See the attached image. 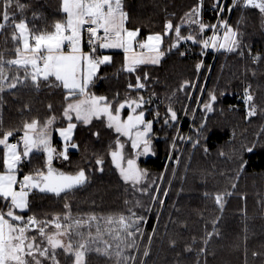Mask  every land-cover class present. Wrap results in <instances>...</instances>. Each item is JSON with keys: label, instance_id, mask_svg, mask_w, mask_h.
Here are the masks:
<instances>
[{"label": "trees", "instance_id": "obj_1", "mask_svg": "<svg viewBox=\"0 0 264 264\" xmlns=\"http://www.w3.org/2000/svg\"><path fill=\"white\" fill-rule=\"evenodd\" d=\"M231 1H224L225 13ZM19 3L24 5L23 9L17 8L16 0H13L9 15L14 17L15 23L24 20L30 29L53 31L55 23L65 19L61 0H19ZM197 4L198 0H122L123 10L127 13L125 25L129 29H139L138 39L163 33L169 21L179 25L181 34L187 36L188 28L182 22L185 14ZM216 4L217 0L201 2L200 15L208 24L216 18ZM240 12V21L243 20L237 26L240 47L236 51H229L228 54L225 50L212 51L203 57L200 43L191 41L188 46L181 42L177 48L167 51L170 39L176 37L172 32L164 37L161 48L166 54L158 65L144 64L138 66L134 73L125 72L124 54L114 52L110 55L111 63L100 66L87 89L90 95L107 97L115 108L131 94L129 84L135 85L136 77H141L145 87L136 92L147 97L142 111L146 120L153 121L149 134L153 154L139 157L138 165L147 171L149 178L156 180L166 169L169 143L176 129L179 128V133L188 132L194 138L196 131L192 128H199L204 121L205 129H208L204 134V130L201 132L200 144L204 149L197 148L198 143L192 154L191 170L185 174L177 173L179 180L171 184L158 220L152 213L148 217L143 214L142 207L136 204L142 194L124 183L111 164L110 152L115 149L118 137H122L125 143L123 152L126 158L136 154L129 141L109 128L104 118H95L89 124L77 123L72 142L78 147L68 150V160H53L55 168L65 173L75 174L84 169L87 182L60 196L32 190L28 196V209L18 214L25 218L51 219L68 212L101 215L112 208L115 212L128 215V209L132 208L138 216L145 218L140 227H144L146 233L156 232L158 221L161 222L160 236L154 237L150 243L143 264H264V14L259 9L237 6L230 13L232 25L237 22ZM0 23L5 22L0 20ZM6 23L9 26L0 30V53H3L4 60L16 56V45L11 39L13 22ZM256 56L260 59L254 62ZM201 62V70L197 71L196 65ZM145 73L146 80L143 79ZM185 82L188 83L185 85ZM244 89L253 95L251 103L257 109L255 116L247 115L249 105L245 103ZM210 91L215 92L217 100L213 111H207L203 119L207 113L203 105L208 102ZM65 106V90L62 87L42 83L39 89L18 85L16 89L6 90L0 93V138L4 132L13 131L14 135L9 138L12 142L21 135L26 122L36 120L41 124L55 117L49 129L50 142L61 150L55 128L65 122L62 117ZM169 107L178 117L172 127L164 123ZM238 134L249 140L248 146L240 152L234 150L237 156L232 159L234 163L231 167L225 155L217 157L216 154L225 143H233L234 136ZM193 138L182 158V169L187 164L186 157L190 156ZM248 148L252 151H247ZM2 155L3 148L0 146V157ZM97 158H102L104 163L97 165ZM175 158L176 154L172 155V159ZM173 160L170 163H174ZM45 161L43 152H34L20 165L19 177L44 169ZM215 162L222 163V166L214 165ZM162 186L166 187V180ZM218 194H225L222 210L215 202ZM65 204L69 208L66 209ZM142 204L144 207L151 204L147 195ZM3 206L4 202L0 200V208ZM214 230L218 234L205 244L207 233ZM138 237L137 234L135 242ZM146 241L144 236L139 242L140 250L144 249ZM172 241H175V246ZM189 246L192 251H186ZM134 248L128 250V256L133 255ZM201 248L205 251L201 252ZM57 252L60 253L57 256L60 264H71L70 257L64 256L60 250ZM86 261L87 264H116V259H107L95 251L87 254ZM140 262L139 251L136 260L128 264Z\"/></svg>", "mask_w": 264, "mask_h": 264}, {"label": "snow or ice", "instance_id": "obj_2", "mask_svg": "<svg viewBox=\"0 0 264 264\" xmlns=\"http://www.w3.org/2000/svg\"><path fill=\"white\" fill-rule=\"evenodd\" d=\"M201 2L202 0H198L197 6L186 13L185 18L188 23L198 25L201 33L208 28L214 30L213 35L204 40H197L192 34L182 35L181 27L173 25L171 21L165 24L163 33H153L138 39L139 29L130 30L125 26L127 13L123 10L122 0H61V11L66 16L63 22L55 23L53 31L30 29L24 20L15 23L14 17L9 15L13 0H0V20L5 22L0 23V30L8 27L6 22L11 20V39L16 45V58L4 60L3 53H0V93L16 89L18 85L39 89L42 83H47L50 86L62 87L66 101L63 116L69 121L67 127L57 129L64 141L61 150H57L50 142L49 129L55 122V117L49 118L43 125L36 120L26 122L24 133L17 143L9 142V138L14 135L13 131L4 132L0 138V146L3 148V155L0 157L3 166L0 171V200L4 202V206L0 208V264H60L57 259L60 254L58 249L62 250L64 255L72 257L71 264H87L86 256L92 251L114 256L116 264H128L129 261L135 260L134 256L125 255V250L136 247L134 238L137 233H141L140 224L145 218L138 216L132 208L128 209V215L107 218L93 215L87 219L73 218L70 214L62 217L58 215L51 219H38L35 216L25 218L18 214L17 210L24 212L28 209V196L32 190L60 196L86 183L88 178L84 169L75 174H68L52 166L54 159H69V147H78L72 142V133L77 127L76 123L72 122L74 119L89 124L93 117L100 119L106 116L109 128H114L116 133L127 137L131 141L132 149H141L137 155L151 151L149 133L152 131L153 122L145 120L142 110L137 112L144 103L142 97L126 99L113 111L107 97L87 93L100 66L111 63L112 60L110 55L97 53L101 49H122L126 53L123 71L134 73L140 65L160 63L166 54L161 48L164 37L172 32L175 33L176 42L171 44L168 50L177 48L180 41L191 40L202 44L205 49L213 47L236 51L240 47L239 30L223 20L219 26L203 23L199 19ZM15 6L20 9L24 7L19 0H16ZM216 6L220 11L225 10L220 6L219 0ZM237 6L259 9L264 14V0H233L232 7ZM242 20L243 18L240 22ZM218 28L224 29L222 37ZM84 33H87L90 49L88 52L83 51ZM137 48L140 49L139 52L136 51ZM128 53L132 54L127 55ZM259 59V56L254 57V62ZM201 66L202 62L196 65L197 71ZM13 72L14 74H10ZM143 79H147L146 73ZM187 83L185 82V85ZM144 87L140 76L136 77L135 85L129 84V88ZM208 97L209 100L203 107L211 112L217 96L214 91H210ZM244 99L249 105L247 115L255 116L257 109L251 103L253 95L248 89H245ZM125 107L130 108L131 112L126 120H122L120 111ZM177 119V113L169 107L168 118L164 123L168 124L169 120L175 122ZM200 129H205V125L201 124ZM187 139L191 140V137ZM198 143L199 140H196L193 147ZM123 148L124 145L118 137L115 149L110 152L114 166L125 183L130 182L137 191L147 193V187H137L147 176V172L138 168L135 159L126 158ZM246 150L252 151V148ZM34 152H43L46 155L44 169L25 174L22 179L18 178L20 165ZM95 163L102 165L104 161L97 158ZM224 195L215 196V202L221 210ZM136 204L139 206L138 201ZM65 208H69V205L65 204ZM101 219L106 226L115 227L102 229L98 223ZM92 222H97L95 234L90 230ZM213 227L215 229V222ZM82 228L89 230L81 231ZM217 234L215 230L207 233L204 243L207 244L208 239ZM105 235L114 243L105 239ZM100 244L104 247H99ZM172 245L175 246V241H172ZM186 251H192V248L189 246ZM200 251L204 252L205 249L201 248ZM144 255H148L147 250Z\"/></svg>", "mask_w": 264, "mask_h": 264}, {"label": "rangeland", "instance_id": "obj_3", "mask_svg": "<svg viewBox=\"0 0 264 264\" xmlns=\"http://www.w3.org/2000/svg\"><path fill=\"white\" fill-rule=\"evenodd\" d=\"M224 1L225 0H220V6H222L223 8H224ZM232 4H233V0L231 1V4H230V6L228 7V11H226V13H225V11H220L219 10V8H218V12H217V15H216V18H215V20H214V22L213 23H207L208 21H206V20H204L203 18H202V16L200 15L199 16V19L203 22V23H205V24H208V25H218L219 26V24H220V22L223 20V21H227V23L229 24V25H231L234 29H237V26H238V22L240 21V18H241V12L239 13V17H238V20H237V22L235 23V25H232L231 23H230V18H231V15H230V13H231V11H232V9H233V7H232ZM235 8V7H234ZM130 9H131V7H130ZM230 9V10H229ZM241 9H243V7H241ZM183 24H185L186 25V27L188 28L187 29V35L188 34H192V35H194V36H196V38H197V40H204V39H207L208 37H211L212 35H213V32H214V30L213 29H211V28H208V29H205V31L204 32H200V30H199V26L198 25H195V24H190V23H188L187 22V20H186V18L183 20V22H182ZM218 32H219V34H220V36L222 37V35H223V32H224V29L223 28H218ZM170 40H172L171 41V43H170V45L171 44H173V43H175L176 42V37H174V39H170ZM189 41H191V40H183V41H180L179 43H181V42H185V45L186 46H188V45H190V43H189ZM192 43H194L193 41H191ZM218 43H219V41H218ZM200 46H201V51L203 52V57L204 56H206L208 53H210V52H212V50H214L215 52H217L218 50H224V49H218V48H213V47H208V48H203V46H202V44H200ZM169 49V46L167 47V51H172L173 50V48L171 49V50H168ZM226 51V50H225ZM229 53V51H226V54H228ZM14 59V58H13ZM202 67V66H201ZM199 70H201V68L199 69ZM208 74H209V72H208ZM208 74H207V76H208ZM196 80H197V78L195 79V81L194 82H196ZM136 90H138V89H136V88H132L131 89V94H128V96L123 100V101H120L119 102V104L120 103H123L126 99H138V98H140V97H142L143 98V100H144V103H143V105H142V107L140 108V109H137V112H139V111H141L142 110V108H143V106H145V104H146V102H147V97H143L141 94H140V92H136ZM244 92H245V89H244ZM191 94V93H190ZM85 98V97H84ZM83 99V98H82ZM119 104L116 106V107H118L119 106ZM115 107V108H116ZM115 108H113V109H115ZM64 110V109H63ZM128 111L129 113L128 114H126V116H122V111H123V114H124V111ZM130 111H131V109L130 108H127V107H125L124 109H121V111H120V117H121V119L122 120H126L127 119V116L130 114ZM206 112H207V110H206ZM145 114V113H144ZM207 114H208V112L206 113V114H204V116H203V119H205L206 118V116H207ZM62 117L64 118V116H63V113H62ZM94 119H95V117H93ZM92 118V119H93ZM101 118H103V117H101ZM144 118H145V116H144ZM192 118H193V116H192ZM64 120H65V122L62 124V125H59V126H57L56 128H55V131H56V137L61 141V149L63 148V146H64V141H63V138L60 136V134H59V132L57 131V129H59V128H65V127H67V124L69 123V121L66 119V118H64ZM146 120V119H145ZM92 121V120H91ZM105 121H106V124L108 123V120H107V118H105ZM73 123H82L81 121H76L75 119L72 121ZM153 122V121H152ZM156 122V121H155ZM176 122L177 121H175V122H173V121H171V120H169V123L167 124V127L169 126V127H172L173 125H175L176 124ZM45 123V122H44ZM44 123H41L40 125H43ZM82 124H84V123H82ZM201 124H204V121H202V123ZM200 124V125H201ZM108 125V124H107ZM200 125H199V128H192V130H194V131H196V133H195V135H194V138L192 137V135H190L188 132L187 133H185V134H183V133H179V128H177L176 129V131H175V134H174V136L171 138V143H169V154H168V160H167V164H166V169H164V171H163V173L161 174V177H160V179L159 180H156V178H149L150 176L147 174V176L144 178V180L142 181V183L140 184V185H138L137 187H147L148 188V191H147V193H143V192H140V191H138V193L139 194H142V196L139 198V200H138V202H139V206L140 207H142V211H143V214H147V217L148 216H150V214L152 213L153 215H156V220H158L159 219V216H160V211H161V209L163 208L162 206H163V204H164V201H165V199H166V196L169 194V192H170V187H171V184L175 181V180H179L178 179V177H177V173H183V174H185L187 171L189 172V170H191V168H190V163H191V161H192V159H193V156H192V154H193V152H194V150H196V146L195 147H191V152H190V156H189V158L188 157H186V161H187V164L186 165H184V168L182 169L180 166H181V163H183V161H182V158H183V156H184V154H185V152H186V150L188 149L189 150V143L191 142L189 139H187L188 137H191V139L193 138V144L195 143V141L196 140H199V144L202 142V138H201V132H202V130H204L203 131V134L204 133H206L207 131H208V129L206 128V129H200ZM113 130H114V128H113ZM115 131V130H114ZM23 133H24V130L22 131V133H21V135L20 136H17V138H19V140H20V137L23 135ZM73 133H74V130H73ZM73 133H72V136H73ZM237 136V137H236ZM124 137V136H123ZM180 137H184V139H180ZM240 137V141L238 140V138ZM16 138V139H17ZM124 138H127V137H124ZM128 139V138H127ZM18 140V141H19ZM235 140H236V142H235ZM248 140V139H247ZM245 138H244V135H241V136H239V134L238 135H235L234 136V142L233 143H225V145H223L221 148H219V150L217 151V154H216V156L217 157H220L221 155H225V159H226V161L229 163L228 165H230L231 167H233V164L232 163H234V161L232 162V159L234 158V157H236L237 155H236V153L234 152V150L236 149V150H239V152H240V150L242 149V148H244V147H247L248 146V141H247ZM120 141H121V143L125 146V143L123 142V139H122V137H121V139H120ZM201 141V142H200ZM9 142L11 143V141L9 140ZM129 142H130V146H131V141L129 140ZM173 144H175V147H173ZM192 144V145H193ZM152 145V144H151ZM196 145H198V144H196ZM202 146V144H200L199 145V147H197V148H201V149H204V147H201ZM2 147V146H1ZM132 148V147H131ZM70 149H72L71 147H69V149L68 150H70ZM124 149V148H123ZM132 151L134 152V154H136V156H134V157H132V156H130V157H128V158H133V159H135L136 160V164H137V166H138V168L139 169H141V170H144L143 168H141L139 165H138V158L139 157H146V156H150V155H152L153 154V151L151 150L149 153H147V154H143V155H137V152H139V149H136V150H134V149H132ZM140 151H141V149H140ZM234 152V153H233ZM125 154V153H124ZM174 154H176V158L173 160L172 159V155H174ZM235 154V156H233ZM239 155V154H238ZM126 156V155H125ZM110 159H111V164L114 166V164H113V162H112V158H111V155H110ZM221 159V158H220ZM235 159V158H234ZM172 160H173V162L174 163H170V162H172ZM171 164L173 165L172 166V168H171ZM214 165H220V166H222V163H219V162H215L214 163ZM219 167V166H218ZM114 168L117 170V172H118V175H119V177H120V179L123 181V179L121 178V175H120V172H119V170L114 166ZM144 171H146V170H144ZM147 172V171H146ZM21 178V177H20ZM22 179V178H21ZM166 180V187H163L162 185H163V182ZM124 182V181H123ZM125 183V182H124ZM127 184H129V185H131L132 186V184L129 182V183H127ZM133 187V186H132ZM148 196V198H149V200L151 201V204L150 205H148L147 207H144L143 206V204H142V201H143V198L145 197V196ZM113 201V200H112ZM161 201H162V203H161ZM149 203V202H148ZM156 203V204H155ZM154 204H155V206H154ZM154 206V207H153ZM67 214H70L73 218H83V219H87L89 216H93L94 214H91V213H71V212H68ZM63 215H65V214H63ZM62 215V216H63ZM120 215H123V212H115L112 208H110V210H108V211H105V212H103V214H101V215H94V216H96V217H100V218H107V217H118V216H120ZM61 216V217H62ZM100 221V224H99V226L103 229V228H105V227H115V225H112V226H106L105 225V223H104V220L103 219H101V220H99ZM98 221V222H99ZM96 224V225H95ZM160 224H161V222L160 221H158V224H157V228H156V232L155 231H151L150 233H146L145 231H144V227H140L141 228V233H137L138 235H139V237H138V241L136 242L137 244H136V247L134 248V250H133V255H131V256H134L135 257V260H136V258H137V256H138V254H139V251H140V255H141V262H140V264H143V261H144V258H145V255H144V252H145V250H147V252H148V250H149V245H150V243L153 241V239H154V237H158V236H160V234H159V232L161 231V230H159V228H160ZM96 226H97V222H92V227H91V231L93 232V234H95V228H96ZM54 229H51V231H53ZM89 229H85V230H83V231H88ZM82 231V230H81ZM161 235H162V233H161ZM145 236V239L147 240L146 241V244H145V247H144V249L143 250H140V241H141V239L143 238ZM105 239H108L110 242H112V243H114L113 241H111V238L110 237H108L107 235H105V237H104ZM149 238H151V239H149ZM99 247H101V248H103L104 247V245L103 244H100V245H98ZM58 250H60V249H58ZM128 250L129 249H126L125 250V255H127V252H128ZM60 251H62V250H60ZM63 253V252H62ZM101 255H103L105 258H107V259H116L114 256H107V255H104L103 253H100ZM64 255V254H63ZM64 256H66V255H64ZM66 257H68V256H66ZM70 260H72V257H70ZM132 263H133V261H131ZM131 263V264H132Z\"/></svg>", "mask_w": 264, "mask_h": 264}, {"label": "crops", "instance_id": "obj_4", "mask_svg": "<svg viewBox=\"0 0 264 264\" xmlns=\"http://www.w3.org/2000/svg\"><path fill=\"white\" fill-rule=\"evenodd\" d=\"M65 16H66V14H65ZM125 26H126V25H125ZM128 29H129V28H128ZM130 30H134V29H130ZM147 36H148V35H147ZM147 36H146V37H147ZM146 37H145V38H146ZM161 47H162V45H161ZM83 51H84V52H88L84 45H83ZM136 51L139 52L140 49L137 48ZM114 52H121V53H123V54H124V58H125L126 53H125L122 49H101V50L98 52V55L101 54V53H102V54H105V55H111V54L114 53ZM131 54H132V53H128L127 55H131ZM15 58H16V56H15ZM94 78H95V77H93V80H94ZM95 96H96V95H95ZM97 97H99V96H97ZM81 98H84V97H81ZM114 110H115V109H113V111H114ZM130 112H131V111H130ZM128 113H129V112L126 110V114H128ZM126 114H123V111H122V116H123V115L126 116ZM102 117H103L104 119L107 118L106 116H102ZM93 119H94V118H93ZM93 119H92V120H93ZM107 124H108V123H107ZM152 128H153V127H152ZM151 132H152V131H151ZM151 132H150V133H151ZM150 133H149V134H150ZM125 139H126V141H129V139H127V138H125ZM129 144H130V142H129ZM139 151H140V149H139ZM18 178H20V177L18 176ZM17 212H19V210H17Z\"/></svg>", "mask_w": 264, "mask_h": 264}, {"label": "built area", "instance_id": "obj_5", "mask_svg": "<svg viewBox=\"0 0 264 264\" xmlns=\"http://www.w3.org/2000/svg\"><path fill=\"white\" fill-rule=\"evenodd\" d=\"M83 45L85 46V48L87 49V51L90 50V49H89V46H88V44H87V33H84ZM212 51H214V50H212ZM98 52H99V51H98ZM214 53H216V52L214 51ZM97 54H98V53H97ZM155 121L157 122V120H155ZM18 140H19V138H17L16 140L12 141L11 143H17Z\"/></svg>", "mask_w": 264, "mask_h": 264}, {"label": "water", "instance_id": "obj_6", "mask_svg": "<svg viewBox=\"0 0 264 264\" xmlns=\"http://www.w3.org/2000/svg\"><path fill=\"white\" fill-rule=\"evenodd\" d=\"M52 166H53V168H55V166L52 164ZM56 169V168H55ZM57 170H59V169H57ZM59 171H61V170H59ZM62 172V171H61ZM65 173V172H64ZM69 174V173H68ZM87 182V181H86ZM84 185V184H83ZM80 187V186H79ZM36 192H38V193H40V194H53V193H48V192H40L39 190H35Z\"/></svg>", "mask_w": 264, "mask_h": 264}, {"label": "bare ground", "instance_id": "obj_7", "mask_svg": "<svg viewBox=\"0 0 264 264\" xmlns=\"http://www.w3.org/2000/svg\"><path fill=\"white\" fill-rule=\"evenodd\" d=\"M100 51V50H99Z\"/></svg>", "mask_w": 264, "mask_h": 264}]
</instances>
